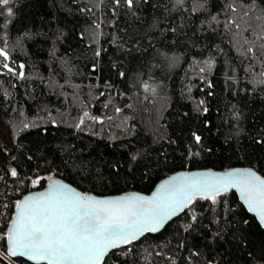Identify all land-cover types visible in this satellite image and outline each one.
Returning a JSON list of instances; mask_svg holds the SVG:
<instances>
[{
    "label": "trees",
    "instance_id": "16d2710c",
    "mask_svg": "<svg viewBox=\"0 0 264 264\" xmlns=\"http://www.w3.org/2000/svg\"><path fill=\"white\" fill-rule=\"evenodd\" d=\"M200 2L206 10L192 13L193 0H136L131 10L113 0H11L13 15L5 7L0 16V47L13 69L0 57V116L14 150L0 137V180L21 196L34 170L96 194L149 192L178 169L247 165L264 176V58L244 56L223 27L232 0ZM211 15L215 31L202 26ZM85 111L103 123L86 118L77 128ZM11 167L24 184L7 174ZM192 207L191 230H183L192 214L185 210L128 254L112 250L106 264H264V230L234 192L219 223V206Z\"/></svg>",
    "mask_w": 264,
    "mask_h": 264
},
{
    "label": "snow or ice",
    "instance_id": "6c2138e0",
    "mask_svg": "<svg viewBox=\"0 0 264 264\" xmlns=\"http://www.w3.org/2000/svg\"><path fill=\"white\" fill-rule=\"evenodd\" d=\"M122 2L131 10L136 0H113L117 6ZM10 3L11 0H0V16L5 7L8 16L13 15V9L8 7ZM175 4L182 6L184 0H175ZM204 10L206 9L200 0H193L190 9L192 13ZM227 11L232 15L227 18L223 27L240 43L242 54L246 57L264 58V0H232L227 5ZM214 23L219 24L217 15H211L208 20L202 21V26L215 31ZM3 27L4 25H0V29ZM96 27L99 28L100 25L97 24ZM245 32H249L251 38L244 36ZM95 55L99 57L100 51L97 50ZM0 57L5 61L3 68L13 72L7 63L9 53L6 46L0 47ZM204 63L208 68L212 67L211 61L206 60ZM23 67L21 64L20 68ZM200 71L204 72L205 68H200ZM124 75L123 72L120 73L121 77ZM19 77L23 79V72L19 73ZM143 89L153 94L156 92V88L148 83L143 84ZM203 103L200 101L201 105ZM121 111L122 109L116 108L117 113ZM204 111L207 112V108ZM86 118L103 123L99 117L90 116L85 111L76 127L80 128ZM28 127V124H24L25 129ZM192 136L194 143L200 145L201 136L196 133H192ZM191 155H199V152H192ZM28 159L31 160L32 157L29 156ZM7 174L13 178H21V184L25 183V178L21 177L16 167L7 169ZM54 176L55 173L51 171L48 175H41L34 170L32 175L26 177L27 186L39 190L23 195L12 204L14 211L5 231L0 233V239L6 241V249L0 256L27 257L34 264H106L105 258L112 250L124 248V254H128L131 245L148 233L160 232L185 210H191L192 214L189 217L191 222L184 225L183 230H191L198 219L192 206L198 200L219 206L217 219L213 221L219 223L225 213L227 196L233 190L240 194L247 211L264 227V176L252 168L183 171L165 179L151 195L128 192L109 197L78 191ZM210 210L216 211V208ZM192 255L198 253L194 252ZM169 259L172 264H176L175 259Z\"/></svg>",
    "mask_w": 264,
    "mask_h": 264
},
{
    "label": "water",
    "instance_id": "95a60500",
    "mask_svg": "<svg viewBox=\"0 0 264 264\" xmlns=\"http://www.w3.org/2000/svg\"><path fill=\"white\" fill-rule=\"evenodd\" d=\"M233 168H241V169H243V168H252V169H254L253 167H251V166H247V165H233V166H230V167H227V168H225V169H217V168H211V167H198V168H189V169H178V170H175V171H173V172H171L170 174H168V175H166V176H164V177H162V178H160L155 184H154V186L152 187V189L149 191V192H142V191H139V190H135V189H133V190H129V191H127V192H120V193H113V194H96V193H94V192H87V193H90V194H93V195H96V196H101V197H109V196H117V195H121V194H124V193H128V192H138V193H141V194H144V195H151L152 194V192L153 191H155V189L165 180V179H168L169 177H171V176H173V175H176V174H178V173H180V172H183V171H188V172H194V171H207V170H212V171H224V170H227V169H233ZM259 175H261L256 169H254ZM262 176V175H261ZM54 178H56V179H60V180H62L63 182H65V183H67V184H69V185H71L72 187H74V188H76L78 191H81V192H83L82 190H80L78 187H76L75 185H73V184H71L70 182H68V181H66V180H64V179H62V178H60V177H58V176H54ZM36 190H39V189H31V190H29V191H27V192H25V193H23L20 197H19V199H21L22 198V196L23 195H25V194H28L29 192H31V191H36ZM233 192L235 193V195L237 196V199H238V201L245 207V209L247 210V207H246V205H244V203H243V201L240 199V194L238 193V192H235V190H233ZM250 214H252V213H250ZM253 215V214H252ZM254 216V215H253ZM255 217V216H254ZM176 218V217H175ZM174 219V218H173ZM256 219V218H255ZM257 220V219H256ZM257 222H258V220H257ZM259 223V222H258ZM261 226V225H260ZM262 227V226H261ZM263 228V230H264V227H262ZM5 249H6V241H5ZM15 258H20V259H22V260H24V261H27V262H29V263H31V264H34V262L33 261H29L28 259H27V257H15ZM15 258H10V259H15ZM42 264H43V262H42Z\"/></svg>",
    "mask_w": 264,
    "mask_h": 264
},
{
    "label": "built area",
    "instance_id": "2783aa9c",
    "mask_svg": "<svg viewBox=\"0 0 264 264\" xmlns=\"http://www.w3.org/2000/svg\"><path fill=\"white\" fill-rule=\"evenodd\" d=\"M20 196L17 195V189L14 184L2 178L0 180V225L5 226L9 222V217L13 213L12 204L15 200L19 199ZM3 205H8V207H3Z\"/></svg>",
    "mask_w": 264,
    "mask_h": 264
},
{
    "label": "rangeland",
    "instance_id": "374dc122",
    "mask_svg": "<svg viewBox=\"0 0 264 264\" xmlns=\"http://www.w3.org/2000/svg\"><path fill=\"white\" fill-rule=\"evenodd\" d=\"M0 137L1 139L6 143V145L10 148L11 151L14 150V146L10 140L9 131L7 126L4 125V123L1 120L0 116ZM2 158L0 157V165H1ZM1 233V231H0ZM0 253H4L0 250ZM7 263H4L2 260H0V264H16L13 259L7 258L6 255L1 256Z\"/></svg>",
    "mask_w": 264,
    "mask_h": 264
}]
</instances>
